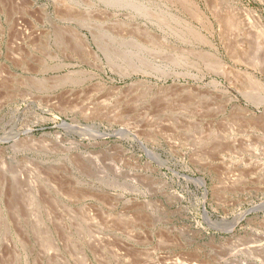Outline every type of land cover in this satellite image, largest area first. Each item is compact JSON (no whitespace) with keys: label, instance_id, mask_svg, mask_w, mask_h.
Returning a JSON list of instances; mask_svg holds the SVG:
<instances>
[{"label":"rangeland","instance_id":"374dc122","mask_svg":"<svg viewBox=\"0 0 264 264\" xmlns=\"http://www.w3.org/2000/svg\"><path fill=\"white\" fill-rule=\"evenodd\" d=\"M0 264H264V0H0Z\"/></svg>","mask_w":264,"mask_h":264},{"label":"water","instance_id":"95a60500","mask_svg":"<svg viewBox=\"0 0 264 264\" xmlns=\"http://www.w3.org/2000/svg\"><path fill=\"white\" fill-rule=\"evenodd\" d=\"M204 213H205V210H204Z\"/></svg>","mask_w":264,"mask_h":264}]
</instances>
